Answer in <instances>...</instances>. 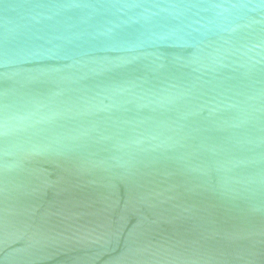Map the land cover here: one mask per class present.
I'll return each mask as SVG.
<instances>
[{
  "label": "water",
  "instance_id": "95a60500",
  "mask_svg": "<svg viewBox=\"0 0 264 264\" xmlns=\"http://www.w3.org/2000/svg\"><path fill=\"white\" fill-rule=\"evenodd\" d=\"M0 264H264V0H0Z\"/></svg>",
  "mask_w": 264,
  "mask_h": 264
}]
</instances>
